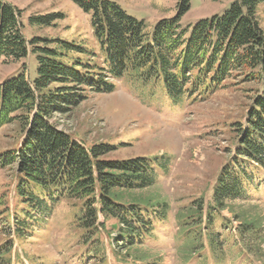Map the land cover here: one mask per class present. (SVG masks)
Segmentation results:
<instances>
[{
  "label": "trees",
  "instance_id": "1",
  "mask_svg": "<svg viewBox=\"0 0 264 264\" xmlns=\"http://www.w3.org/2000/svg\"><path fill=\"white\" fill-rule=\"evenodd\" d=\"M72 1L90 15L98 51L60 40L28 42L21 11L0 0V60L17 63L32 52L39 61L34 81L22 73L0 83V129L15 122L23 129L16 148L0 154V168H11L16 177V197L22 205L15 216L19 234L27 232L29 222L38 224L50 216L61 202L72 201L80 209L77 223L82 230L97 234L105 227L101 216L106 222L114 220L129 257L140 254L139 246L153 234L152 217L157 213L150 211L151 199L140 201L130 194L153 187L155 171L145 158L106 159L115 151L113 145L88 147L59 130L51 118L68 115L85 101L87 92H114L115 82L123 79L155 89L177 104L197 96L206 99L242 76L244 82H257L260 88L245 123L235 125L233 157L217 180L206 219L203 201L198 200L187 216L192 219L184 223L195 233L189 235L193 241L189 255L199 251L203 226L216 251L218 238L210 230L215 219L223 218L222 212L237 200L247 199L244 184L252 185L261 173L264 178V31L257 16L264 0H233L224 14L187 26L183 19L192 0H179L175 16L158 22L153 31L109 0ZM31 20L49 26L54 17ZM39 42L57 46L41 48ZM8 195L5 192L0 202L3 210L9 207L4 201ZM158 205L163 212L158 217L164 220L168 205ZM234 218L240 222L245 246L253 242L259 258V243L264 240L261 218L245 211Z\"/></svg>",
  "mask_w": 264,
  "mask_h": 264
},
{
  "label": "rangeland",
  "instance_id": "2",
  "mask_svg": "<svg viewBox=\"0 0 264 264\" xmlns=\"http://www.w3.org/2000/svg\"><path fill=\"white\" fill-rule=\"evenodd\" d=\"M3 1L21 11L23 33L28 42L60 40L98 51L90 15L72 0ZM109 1L137 20L145 21L147 29L153 31L158 22L175 16L179 0ZM232 2L192 0L183 24L195 25L202 19L222 15ZM47 16L54 17L49 26H40L31 20ZM257 16L264 31V5L259 7ZM37 46L54 48L57 44L39 42ZM38 68L37 55L32 52L17 63L0 60V83L22 73L34 81ZM241 77L229 80L222 90L206 99L197 96L177 104L155 89L123 79L115 82L114 92H87L85 101L68 115L55 114L51 123L88 147L113 145L115 151L106 159H147L156 173L155 185L134 191L130 197L152 200L150 211L157 213V217H152L153 234L146 236L139 246L140 254L129 257L127 243L116 230V221L106 222L101 216L100 222L105 227L97 234H89L77 223L80 209L72 201L61 202L50 216L38 224L29 222L27 232L19 234L15 216H19L17 212L22 205L16 197L15 173L11 168H0V202L9 191L8 199L4 200L9 207L0 208V264H264V240L259 243L262 252L258 258L253 253V242H246L248 247L245 246L239 235L240 222L234 218L237 212H252L264 223L262 173L255 175L252 185L244 184L246 200H237L222 212L223 218L215 219V226L210 230L218 238L216 251L206 237L207 226H203L202 242L196 246L199 251L189 255L193 244L189 235L195 233L194 228L189 230L184 225L192 219L187 216L198 200L203 201L206 219L217 180L233 157L235 125L245 123L259 91L257 82L246 83ZM22 130L19 122L0 129V154L16 148L23 138ZM128 200L132 199L128 197ZM158 203L168 205L164 220L158 217L159 213L163 214ZM262 230L264 239V226Z\"/></svg>",
  "mask_w": 264,
  "mask_h": 264
}]
</instances>
